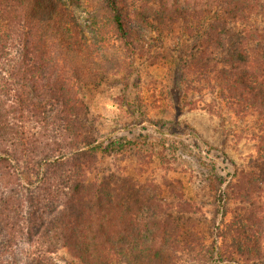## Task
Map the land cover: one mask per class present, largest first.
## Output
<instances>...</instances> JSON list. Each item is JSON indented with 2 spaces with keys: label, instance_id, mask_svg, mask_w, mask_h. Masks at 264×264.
Listing matches in <instances>:
<instances>
[{
  "label": "trees",
  "instance_id": "obj_1",
  "mask_svg": "<svg viewBox=\"0 0 264 264\" xmlns=\"http://www.w3.org/2000/svg\"><path fill=\"white\" fill-rule=\"evenodd\" d=\"M133 54L177 112L211 96L264 131V0H0V264H264L263 133L259 166L221 163L210 242L184 193L90 180L134 142L97 138L78 88Z\"/></svg>",
  "mask_w": 264,
  "mask_h": 264
},
{
  "label": "rangeland",
  "instance_id": "obj_2",
  "mask_svg": "<svg viewBox=\"0 0 264 264\" xmlns=\"http://www.w3.org/2000/svg\"><path fill=\"white\" fill-rule=\"evenodd\" d=\"M75 9L89 24L83 7ZM113 67L99 82L80 85L78 95L86 104L88 124L94 127L97 138L109 141L127 137L134 144L117 157L106 156L90 180L115 174L141 184L155 183L165 190L163 196L172 206H177L174 195L184 193L197 204L199 212L192 221L199 224L210 242L219 222L215 193L218 176H224L221 163L239 170L261 164L259 140L264 131L260 120L237 114L225 101L210 105L211 96L196 101L195 108L185 105L177 112L162 89L164 68L135 54L128 65ZM258 199L264 204V189ZM232 214L230 211L228 217ZM54 256L63 264L73 259L68 250Z\"/></svg>",
  "mask_w": 264,
  "mask_h": 264
}]
</instances>
